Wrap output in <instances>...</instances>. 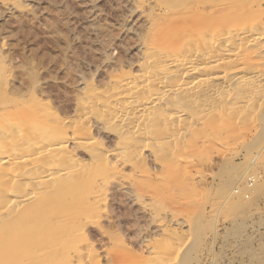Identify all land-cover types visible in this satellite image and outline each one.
Returning a JSON list of instances; mask_svg holds the SVG:
<instances>
[{
  "label": "rangeland",
  "instance_id": "rangeland-1",
  "mask_svg": "<svg viewBox=\"0 0 264 264\" xmlns=\"http://www.w3.org/2000/svg\"><path fill=\"white\" fill-rule=\"evenodd\" d=\"M253 27L264 0H0V132L58 133L79 170L56 200L0 221V264H264V84L240 122L204 118L159 153L123 146L94 106L189 33ZM256 49L228 71L263 83Z\"/></svg>",
  "mask_w": 264,
  "mask_h": 264
},
{
  "label": "bare ground",
  "instance_id": "bare-ground-1",
  "mask_svg": "<svg viewBox=\"0 0 264 264\" xmlns=\"http://www.w3.org/2000/svg\"><path fill=\"white\" fill-rule=\"evenodd\" d=\"M250 29L224 32L223 39L217 32L212 33L215 30L201 32V35L189 33L184 44L172 47L169 54L160 56L156 52L157 56H152L149 53L147 71L136 78L114 82L111 91L108 90L110 93L99 95L100 99L95 101V112L102 120L116 121L125 128L120 137L123 146L135 148L134 143H150L156 152L163 148L172 150L186 131L204 118L225 116L234 123L240 122L250 104L253 106L257 87L264 84L257 71L258 75L250 73L245 78L243 72L249 71L247 67L246 71L241 67L228 71L242 63H239L242 57L238 59L237 55L247 49L252 51L258 47L254 53L264 55V31ZM232 47L235 50L239 47V50L233 52ZM13 125V122L3 125L0 132V221L12 220L10 215L24 206H33L35 210L56 200V191L69 188L68 178L79 176L76 173L79 170H74L69 159L64 157V139H57L58 133L52 134L36 124L33 131L19 137L12 131ZM139 154L140 149L135 158Z\"/></svg>",
  "mask_w": 264,
  "mask_h": 264
}]
</instances>
